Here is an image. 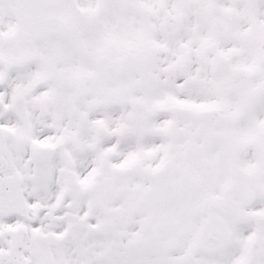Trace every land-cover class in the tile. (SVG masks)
I'll list each match as a JSON object with an SVG mask.
<instances>
[{
  "label": "snow or ice",
  "instance_id": "6c2138e0",
  "mask_svg": "<svg viewBox=\"0 0 264 264\" xmlns=\"http://www.w3.org/2000/svg\"><path fill=\"white\" fill-rule=\"evenodd\" d=\"M0 264H264V0H0Z\"/></svg>",
  "mask_w": 264,
  "mask_h": 264
}]
</instances>
